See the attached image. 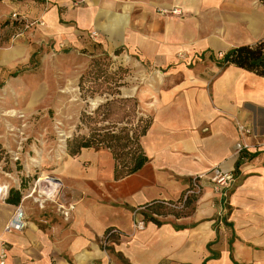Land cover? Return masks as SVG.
I'll list each match as a JSON object with an SVG mask.
<instances>
[{"label": "crops", "instance_id": "1", "mask_svg": "<svg viewBox=\"0 0 264 264\" xmlns=\"http://www.w3.org/2000/svg\"><path fill=\"white\" fill-rule=\"evenodd\" d=\"M4 1L5 12L19 9L12 27L62 34L68 43L91 37L101 52L114 56L121 49L117 55L123 54L131 69L127 81L135 83L121 93L135 96L140 113L152 117L140 139L148 156L140 169L114 179L104 146L65 154L49 173L57 184L44 183L53 198L42 207L33 198L37 193L27 195L32 186L23 180L19 162L11 155L0 158V184L7 185L0 192L6 264H264V77L234 64L217 65L218 53L264 40V4ZM6 49L0 59L16 63L20 50ZM238 124L252 132L240 135ZM237 141L248 146L246 159L236 153ZM213 166L235 174L223 202L205 176L187 213L146 214L144 228H134V208L153 199H178L193 176ZM57 202L74 204L69 219L58 212ZM17 204L26 226L5 232ZM108 231L114 233L106 236Z\"/></svg>", "mask_w": 264, "mask_h": 264}, {"label": "rangeland", "instance_id": "2", "mask_svg": "<svg viewBox=\"0 0 264 264\" xmlns=\"http://www.w3.org/2000/svg\"><path fill=\"white\" fill-rule=\"evenodd\" d=\"M4 3L0 0V53L11 46L21 54L14 64L0 59V140L3 144L0 143V158L8 160L9 155L17 153V168L23 173V180H29L33 186L39 177V186L45 188L50 183L43 177H51L49 173L67 154L68 137L88 131L84 124L82 130H77L80 113L91 112L105 101V96L110 97L109 88L95 96L80 95L78 80L91 58L107 54L114 64L127 69L120 80L123 84L118 95L123 96L121 89L135 83L127 81L131 69L123 54L101 52L91 37L90 41L68 43L63 41L62 34L46 35L41 29L25 32L19 26L12 27L9 24L12 13L19 9L13 6L5 12ZM15 70H18L16 75ZM137 109L140 113L138 100ZM120 116L119 112L112 114L110 120H118Z\"/></svg>", "mask_w": 264, "mask_h": 264}, {"label": "trees", "instance_id": "3", "mask_svg": "<svg viewBox=\"0 0 264 264\" xmlns=\"http://www.w3.org/2000/svg\"><path fill=\"white\" fill-rule=\"evenodd\" d=\"M260 1L264 4V0ZM120 52L119 48L114 50L115 55ZM224 64H234L264 77V40L254 44L237 45L223 52L217 60V65ZM126 71L121 64H114L107 54L91 58L78 80L80 95L95 96L105 93L109 88L110 97L105 96V101L98 103L91 112L83 110L79 116L80 124L77 130H82L84 124L88 131L75 132L66 140V153L71 156L77 155L84 147H106L113 159L114 179L136 172L148 161L140 139L149 128L152 117L138 112L137 99L134 96L118 95L119 86L123 84L120 80ZM118 112L121 113L119 119L111 121L110 116ZM21 186L25 187V184L22 182ZM189 187L190 185L187 189ZM187 189L175 200L153 199L144 203L141 206L144 208L142 214H172L180 217L187 213L197 198L195 193L185 195ZM13 191V188L9 189L10 194ZM113 233L109 234L108 231L106 236Z\"/></svg>", "mask_w": 264, "mask_h": 264}, {"label": "built area", "instance_id": "4", "mask_svg": "<svg viewBox=\"0 0 264 264\" xmlns=\"http://www.w3.org/2000/svg\"><path fill=\"white\" fill-rule=\"evenodd\" d=\"M176 11V10H175ZM176 13V12H175ZM13 18H17V13H12ZM27 23V22H26ZM27 26V25H26ZM222 56V53H218V57L220 58ZM239 134L244 136L252 132L251 128L248 126H244L242 124H238L237 126ZM248 146L241 141H237L234 145V149L236 153L242 158L246 159L248 152H247ZM11 157L13 160H18L17 153L11 154ZM208 176V180L210 184L212 185L213 191L219 195L220 200L223 202L225 198L228 195L229 189L231 188L234 180H235V174L233 171L230 170H223L219 166H213L207 174H199L196 176H193L190 179L189 185L190 187L186 190V194L195 193L199 194L201 190V180ZM48 179L49 183L57 184L58 180L54 176H45ZM41 178L37 177L36 181L33 183L31 191L27 194L28 196H32L33 193H37L36 196H34V200L37 202L39 206H43L42 204L45 203L46 200L52 201L53 198V191H51L48 187L41 188L39 184V180ZM40 185V186H39ZM7 185L6 184H0V192L2 190H6ZM39 195H42V198H39ZM56 207L58 212L61 214V216L67 220L70 217V212L74 208V204H67L64 205L63 203L57 202ZM142 210H144L143 207L134 208L132 211L133 216V226L135 229L140 230L143 229L145 226V217L142 214ZM155 214V213H151ZM26 226V216L25 211L21 204H17L14 208V211L10 218L6 221V223L3 226V230L5 232H18L24 229ZM112 231H109V234ZM8 257V247L5 240L0 238V264H6ZM96 264V263H93Z\"/></svg>", "mask_w": 264, "mask_h": 264}]
</instances>
